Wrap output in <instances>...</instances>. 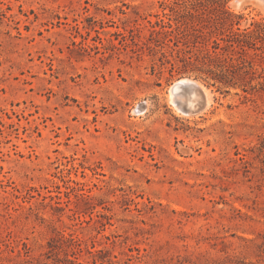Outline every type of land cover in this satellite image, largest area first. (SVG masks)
I'll list each match as a JSON object with an SVG mask.
<instances>
[{"label": "rangeland", "instance_id": "1", "mask_svg": "<svg viewBox=\"0 0 264 264\" xmlns=\"http://www.w3.org/2000/svg\"><path fill=\"white\" fill-rule=\"evenodd\" d=\"M174 1L0 0V264H71L60 233L84 264H264V5L223 0L257 23L224 86L153 67ZM184 77L207 109L175 107Z\"/></svg>", "mask_w": 264, "mask_h": 264}, {"label": "trees", "instance_id": "2", "mask_svg": "<svg viewBox=\"0 0 264 264\" xmlns=\"http://www.w3.org/2000/svg\"><path fill=\"white\" fill-rule=\"evenodd\" d=\"M169 7L175 17L166 23L153 24L149 41L142 42H157L160 46L153 67L157 64L161 70L166 67L171 75L196 72L197 76L211 77L214 83L224 86H236L238 81L252 82L251 75L256 70L249 50L257 49L256 22L244 30L234 29V24L239 21L226 9L223 0H175ZM156 24L161 28L157 29ZM149 47L154 49L151 45ZM244 90L248 91L245 87ZM52 241L53 250L64 244L71 248L74 258L67 259L71 264H84L78 260V254L84 251L80 239L60 233ZM88 252L94 256V264L98 260L105 264V257L101 255L103 250L98 251L99 258H95L97 252Z\"/></svg>", "mask_w": 264, "mask_h": 264}, {"label": "bare ground", "instance_id": "3", "mask_svg": "<svg viewBox=\"0 0 264 264\" xmlns=\"http://www.w3.org/2000/svg\"><path fill=\"white\" fill-rule=\"evenodd\" d=\"M253 1L254 0H252L251 2L253 3ZM258 1H260L264 5V0H258ZM232 2L233 4L235 3L237 6L240 5L242 6L243 3H245L244 0H233ZM181 83H190V84L187 85L186 87H182ZM200 89H202L205 92L207 97V105L209 106L213 99L211 96L212 94H210L206 86L203 85L200 81L188 77L181 78L180 80H177L174 85L172 84L170 88V100L176 104L175 107H177L183 113L190 115L192 109L196 108L198 105L201 104L202 96Z\"/></svg>", "mask_w": 264, "mask_h": 264}, {"label": "water", "instance_id": "4", "mask_svg": "<svg viewBox=\"0 0 264 264\" xmlns=\"http://www.w3.org/2000/svg\"><path fill=\"white\" fill-rule=\"evenodd\" d=\"M174 84L175 83H173V85ZM181 84H182V87H186L190 83H181ZM200 92H201V96H202L201 104L198 105L196 108L192 109L191 113L198 112V111L204 109L207 106V97H206V94H205V92L202 89H200Z\"/></svg>", "mask_w": 264, "mask_h": 264}]
</instances>
